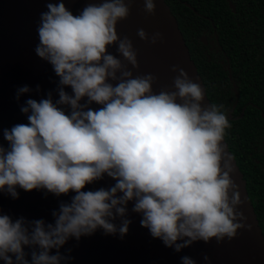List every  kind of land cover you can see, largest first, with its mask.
Returning a JSON list of instances; mask_svg holds the SVG:
<instances>
[{
    "label": "clouds",
    "instance_id": "9594fccd",
    "mask_svg": "<svg viewBox=\"0 0 264 264\" xmlns=\"http://www.w3.org/2000/svg\"><path fill=\"white\" fill-rule=\"evenodd\" d=\"M135 2H90L73 15L61 0L41 14L35 51L59 77V99L51 92L39 101L28 99L21 107L28 123L4 130L9 147L0 145V191L15 199L17 187L75 195L53 211L54 223L0 214L4 264H61L71 259L60 252L71 238L79 241L99 229L123 238L132 223L126 218L129 202L141 226L176 252L252 230L239 210L244 200L223 143L231 126L223 105H205L204 89L178 65L171 68L177 73L172 90L158 93L155 74L132 71L140 68L138 51L117 25L129 18ZM142 2L143 12L155 15L157 0ZM136 35L152 45L164 39L144 28ZM31 91L19 88L17 99ZM93 103L101 107L93 110ZM105 175L114 185L85 190ZM182 264L196 261L183 256Z\"/></svg>",
    "mask_w": 264,
    "mask_h": 264
},
{
    "label": "water",
    "instance_id": "95a60500",
    "mask_svg": "<svg viewBox=\"0 0 264 264\" xmlns=\"http://www.w3.org/2000/svg\"><path fill=\"white\" fill-rule=\"evenodd\" d=\"M50 2L59 3L61 0H0V145L6 149L9 142L4 137V130L28 123L26 114L21 111L28 99L39 101L47 98L49 92L52 93L54 101L59 99L56 91L59 77L52 65L41 59L35 51L39 44L38 27L41 14L48 10L47 4ZM63 2L73 15H79L88 3H98L100 0ZM143 7L142 0H136L131 6L129 18L117 25L118 34L132 39L138 51L140 68L132 69L134 74H155L158 82L153 85V89L158 93L162 88L172 90V81L177 73L172 72L171 68L178 65L201 85L205 95L204 104L209 105L211 101L202 76L191 56L177 18L166 0H157L155 15L144 13ZM139 28H144L149 34L159 31L163 33L164 39L156 45L140 40L136 35ZM108 50L118 56L114 46H109ZM23 86H28L32 91L17 99L18 89ZM65 90L72 94L71 88ZM60 107L70 114L68 106ZM90 107L97 110L101 105L93 103ZM223 143L233 157L236 170L233 179L239 185L244 200L239 210L247 217L246 223L252 225L251 231L247 228L240 229L237 237L231 241L227 238L222 243H217L215 239L209 243L198 241L191 247L176 252L174 248L165 246L162 240L153 238L150 231L141 226L142 217L132 211L133 202H129L126 218L132 223L127 235L123 238L119 234L105 235L99 229L91 236L81 237L79 241L71 238L60 249L63 255H70L71 259L62 261L61 264H182L183 256L191 257L196 264H264V233L248 193L247 181L225 137ZM114 183L112 178L105 175L102 180L87 185L85 190L107 189ZM17 191L18 199L0 191V214L9 215L13 220L24 217L29 221L43 219L49 223H54L52 213L59 209L60 203L69 202L75 195L70 192L57 197L47 190L24 191L19 187ZM120 222L119 218L114 221L117 225ZM25 251L29 253L30 260L31 249L25 247ZM204 255L210 257V260H204ZM0 264L4 262L0 261Z\"/></svg>",
    "mask_w": 264,
    "mask_h": 264
},
{
    "label": "flooded vegetation",
    "instance_id": "af4514ba",
    "mask_svg": "<svg viewBox=\"0 0 264 264\" xmlns=\"http://www.w3.org/2000/svg\"><path fill=\"white\" fill-rule=\"evenodd\" d=\"M170 1L191 56L203 63L196 66L206 90L223 105L228 119H243L248 109L255 110V162L264 165V62L247 56V50L257 48L264 55V27L258 24L264 0ZM259 185L264 203V177Z\"/></svg>",
    "mask_w": 264,
    "mask_h": 264
},
{
    "label": "trees",
    "instance_id": "16d2710c",
    "mask_svg": "<svg viewBox=\"0 0 264 264\" xmlns=\"http://www.w3.org/2000/svg\"><path fill=\"white\" fill-rule=\"evenodd\" d=\"M166 2L170 8L172 7V12L176 16L172 2L170 0H166ZM258 24L259 28L264 27V14H259ZM261 38H264V36ZM258 50V48L255 49L254 52L247 50V56H252V58L259 59L264 62V55L256 53ZM192 57L195 60L196 65H203V63H200L196 59L194 53L192 54ZM201 74L202 77H204L202 71ZM205 83L207 84L206 80ZM208 97L212 104L218 105V103L213 99L210 91L208 92ZM254 111L255 110L252 108L248 109L243 119H238L236 121L229 119L231 126L225 130L224 137L228 142L230 150L234 154L241 171L245 172L244 178L248 181L247 189L264 233V203L260 199V193L258 191L260 186L259 181L262 177H264V165L255 162V157H258V152L254 148L256 145V127L258 123H255V119L253 118Z\"/></svg>",
    "mask_w": 264,
    "mask_h": 264
}]
</instances>
